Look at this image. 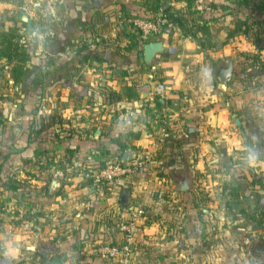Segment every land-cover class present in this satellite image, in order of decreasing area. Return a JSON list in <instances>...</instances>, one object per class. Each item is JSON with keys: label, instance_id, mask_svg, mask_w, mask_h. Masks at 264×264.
Here are the masks:
<instances>
[{"label": "crops", "instance_id": "obj_1", "mask_svg": "<svg viewBox=\"0 0 264 264\" xmlns=\"http://www.w3.org/2000/svg\"><path fill=\"white\" fill-rule=\"evenodd\" d=\"M157 4L183 24L223 23L239 47L208 52L234 53L230 81L196 77L207 69L201 33L176 22L150 36L164 50L144 60L127 18ZM47 12V45L0 90V264H119L93 247L119 241L137 206L129 264H264L251 248L264 244V152L244 129L264 126V0H52ZM125 152L144 164L93 180Z\"/></svg>", "mask_w": 264, "mask_h": 264}, {"label": "rangeland", "instance_id": "obj_2", "mask_svg": "<svg viewBox=\"0 0 264 264\" xmlns=\"http://www.w3.org/2000/svg\"><path fill=\"white\" fill-rule=\"evenodd\" d=\"M9 1L12 4L0 3V48H6L8 41L5 39V36L7 34H3V31H8L11 33V37H10L11 39L10 45H12L11 47L18 46L19 47L18 49H20V47L22 48L24 47L28 51V54H29L28 60H30L31 55L39 56L40 54L39 48L44 45H47V42L49 41L48 39L49 38L48 37L49 36L48 35L49 22L47 19L48 17L47 11H48V4L49 3L52 4V0L51 1L41 0V2L39 3H38V0H9ZM22 4L24 6V9L19 7ZM24 12L28 18L24 20L25 23L18 21V26H16L13 20L19 19V17L21 19V15ZM8 22L9 24H7ZM127 26L128 28L130 27L129 25ZM237 26H239V24H237ZM223 29H224L223 23L219 21H217L216 23H211L210 25L201 24L200 22L194 23L191 25L185 23L184 25H182V27H180V30L182 33L186 32V33L192 34L193 31L195 32L197 31L201 33L200 35L197 36L196 41H198L201 44L202 51H206V54L208 56V58L206 59L207 69H203V71L202 70L195 71V73H197L196 77L198 76L199 73H201V76H203L204 73L208 74L210 72L211 75L212 73L214 74V77L217 80L219 81L222 80L219 76V70L220 68L226 66L227 61H225V59L227 57H231V55L233 56L234 53L228 49H224V46L219 49L217 54H214L213 52L210 53L208 51L217 49L219 46H221L225 42V40L229 42H234L233 44L234 46L231 43H229L230 47L231 46L236 47V48L239 47V45L237 44L238 40L236 42L235 38L229 39V40L223 38V33H224ZM129 31L131 30L129 29ZM131 32L133 33V36H136L139 39H145L147 41L151 39V37H144V38L140 37L139 33L135 29H133V31ZM39 33L41 34L39 35ZM226 46H228V44ZM10 49L11 51H14L12 48ZM241 53L238 56L241 57L242 59L248 58L249 59L248 61H250V63H253V62L259 63L255 55L251 56L247 53L245 54H241ZM236 55H234L233 57L234 59H236ZM8 58H9L8 56L2 55L0 53V90L2 89L1 92H11V90H14L12 87L15 84H17V82H15L16 80L13 79L12 77L11 67L14 64V62L17 61L19 57L15 55L13 57H10L11 59L10 58L8 59ZM215 64H216V68L215 70H213V66ZM9 78L12 79V81L9 82L8 81ZM230 79L228 81H230ZM11 83L12 85H10ZM14 100H15V97H14ZM229 119L231 118L229 117ZM223 170H227V172L230 171V169L228 168H224ZM231 187L234 188L235 186H231ZM217 201L221 202V201H224V199L221 197H218ZM217 205L220 206L219 203ZM127 211H129V209H127Z\"/></svg>", "mask_w": 264, "mask_h": 264}, {"label": "built area", "instance_id": "obj_3", "mask_svg": "<svg viewBox=\"0 0 264 264\" xmlns=\"http://www.w3.org/2000/svg\"><path fill=\"white\" fill-rule=\"evenodd\" d=\"M127 20L130 29H135L143 38L156 36L166 28H175L174 21L161 8L149 17L132 15ZM143 164L142 158L130 163L120 159L108 160L93 170L92 177L95 182L111 181L138 169ZM144 212L141 206L130 208L119 223L121 239L117 242L100 241L94 245L93 251L98 256L116 260L119 264H129L136 243L139 222Z\"/></svg>", "mask_w": 264, "mask_h": 264}, {"label": "trees", "instance_id": "obj_4", "mask_svg": "<svg viewBox=\"0 0 264 264\" xmlns=\"http://www.w3.org/2000/svg\"><path fill=\"white\" fill-rule=\"evenodd\" d=\"M159 8H161L166 13V15L168 17H170L174 22L176 21V23L180 27H182V25H184L183 24V20H181V18H180L181 16L179 17L178 15H175L174 13L169 12L167 10V8H164V6L161 5V4H157L148 15H141V16L149 17V16H151V14L155 13ZM18 20H20L22 23H25L24 20L20 19V17H19V19H16V21H18ZM11 32H13V31H11ZM3 34H7L5 36V39L8 41V43L6 45V48H0V53L2 55L8 56L9 58L13 57L15 55L19 57L17 59V61H15L14 64L12 65V67H11V73H12L13 79L18 80V79H20V76L25 72V63H26V61L29 58V54H28V51L24 47L23 48L20 47V49H18L19 48L18 46L11 47L12 45H10L11 44L10 43L11 42L10 41L11 40L10 39L11 33L10 32L3 31ZM138 40H139V42H138V44H139L138 45L139 46L138 52L139 51L142 52V45H143V43L146 40H144V39H138ZM10 48H12L14 51H11ZM239 73L242 74V75L248 74L249 80H251V81L254 80V82L257 83V81L255 79H253V78L257 77V72L256 71H245V70H242V71H239ZM259 84H261V83H259ZM244 129H245L247 138L254 139V142L251 144L250 151L255 153L256 155H260L262 152H264V141L261 139L262 135L264 134V126H258V127H255L253 129H251V130H249L250 128L246 129L245 127H244ZM256 139H258V141H256ZM123 145L124 144L122 143V141H119V146L123 147ZM5 183H6V187L7 188H15L16 187V184L13 183V181H11V180L10 181L7 180V181H5ZM254 247L255 248L258 247L257 249H261L262 252H263L262 256L264 257V244H262V245L255 244V246L253 245L251 248L254 250Z\"/></svg>", "mask_w": 264, "mask_h": 264}, {"label": "water", "instance_id": "obj_5", "mask_svg": "<svg viewBox=\"0 0 264 264\" xmlns=\"http://www.w3.org/2000/svg\"><path fill=\"white\" fill-rule=\"evenodd\" d=\"M164 50V46L162 44L161 40H150V41H145L142 45V54H143V58L145 61L147 62H151L156 53L163 51ZM232 71H233V62L232 60H227L226 62V66L220 68L219 70V76L222 80L224 81H228L231 76H232ZM235 122L237 124H239V119L236 118ZM131 156L128 155V152H125L123 154V156L120 158L121 161H126L127 159H129ZM186 184H182L181 188H186ZM40 252L42 254H45V250L44 249H40Z\"/></svg>", "mask_w": 264, "mask_h": 264}, {"label": "clouds", "instance_id": "obj_6", "mask_svg": "<svg viewBox=\"0 0 264 264\" xmlns=\"http://www.w3.org/2000/svg\"><path fill=\"white\" fill-rule=\"evenodd\" d=\"M17 239H21V237L18 236ZM9 251L12 252L13 254H15V252L18 251V250H16V249H10Z\"/></svg>", "mask_w": 264, "mask_h": 264}]
</instances>
